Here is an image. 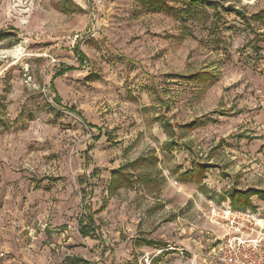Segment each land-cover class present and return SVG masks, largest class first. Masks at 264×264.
Listing matches in <instances>:
<instances>
[{
    "label": "rangeland",
    "instance_id": "374dc122",
    "mask_svg": "<svg viewBox=\"0 0 264 264\" xmlns=\"http://www.w3.org/2000/svg\"><path fill=\"white\" fill-rule=\"evenodd\" d=\"M210 1L0 0V264H224L210 207L264 218L230 202L264 192V0Z\"/></svg>",
    "mask_w": 264,
    "mask_h": 264
},
{
    "label": "built area",
    "instance_id": "2783aa9c",
    "mask_svg": "<svg viewBox=\"0 0 264 264\" xmlns=\"http://www.w3.org/2000/svg\"><path fill=\"white\" fill-rule=\"evenodd\" d=\"M211 220L226 228L216 249L224 264H264V218L250 211L211 206Z\"/></svg>",
    "mask_w": 264,
    "mask_h": 264
},
{
    "label": "trees",
    "instance_id": "16d2710c",
    "mask_svg": "<svg viewBox=\"0 0 264 264\" xmlns=\"http://www.w3.org/2000/svg\"><path fill=\"white\" fill-rule=\"evenodd\" d=\"M187 1L190 5H194V6H197V5H204V6H209L210 8L216 10V6L217 4L213 1H210V0H185ZM225 11H230V12H234L236 14V16H238L239 18H243V19H247L245 17V15L231 7V6H228L226 8H224ZM63 73H59L58 75H62ZM51 87H52V84H51ZM56 102L59 103V98H55ZM230 202H231V205L233 206V208L235 209H240V210H245L247 209L248 207H250L251 203H250V197L251 196H255V195H261L264 193L263 191H260V190H256V189H247V190H244V191H241V190H238V189H232L230 191ZM76 261L74 262H71V264H77Z\"/></svg>",
    "mask_w": 264,
    "mask_h": 264
}]
</instances>
